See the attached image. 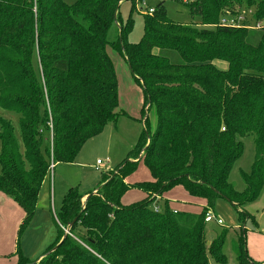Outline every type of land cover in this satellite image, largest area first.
<instances>
[{
	"label": "trees",
	"instance_id": "trees-1",
	"mask_svg": "<svg viewBox=\"0 0 264 264\" xmlns=\"http://www.w3.org/2000/svg\"><path fill=\"white\" fill-rule=\"evenodd\" d=\"M123 1L137 0H0V193L24 214L18 236L34 218L50 160L73 163L87 141L125 115L117 111L107 48L124 58L144 112L156 116V130L146 116L130 157L103 174L94 195L68 189L54 214L57 236L41 258L29 261L17 247L16 264H208L209 256L227 264L226 231L209 241L204 216L218 198L238 208L263 188L264 27L218 22L248 9L253 22L263 21L264 0H176L191 24L171 21L161 0L143 16L136 44L127 40L131 21L118 17ZM3 113L15 115L18 135ZM246 137L254 155L239 193L228 178ZM141 162L150 180L129 185ZM177 187L206 204L199 215L159 209ZM131 188L146 200L121 205ZM232 249L236 264H264L250 260L242 235Z\"/></svg>",
	"mask_w": 264,
	"mask_h": 264
},
{
	"label": "rangeland",
	"instance_id": "rangeland-1",
	"mask_svg": "<svg viewBox=\"0 0 264 264\" xmlns=\"http://www.w3.org/2000/svg\"><path fill=\"white\" fill-rule=\"evenodd\" d=\"M64 1L67 4H72L75 0ZM160 1L137 0L135 3L131 1L119 3V19L123 23L128 20L132 23L131 31L127 36L129 43L136 44L140 41L143 33V16L147 15L149 9L153 10ZM163 1L167 16L171 21L181 24L194 23L195 20L191 19L183 3L176 0ZM207 28L210 29L209 27ZM113 30L115 31V29ZM113 38L114 35L110 37V41ZM106 52L112 60L117 80V111L129 115L135 114L138 117V122L135 124L127 119H121L119 129H114L111 124L106 125L100 134L84 144L73 163L56 164L52 173L47 174L37 202V215L34 216L24 233L16 237L14 243L16 249L17 247L20 248L23 256L29 259V261L34 262L55 241L57 226L54 222V214L59 211L68 189L72 188L81 195L86 193L94 195L98 185L102 181L103 174L107 175L111 174V172L115 174L119 164L130 157V152L136 146H134L136 138H133L131 134L135 128H139L141 131L142 127L139 120L141 121V119L147 116L150 131L154 132L156 130L155 113L153 110L144 112L145 103L142 90L135 83L124 58L111 48H107ZM3 115L12 120L14 130L18 135L17 120H13L15 115L10 113H3ZM241 142L243 144V154L234 163L228 178V181L239 193L243 192L245 187L241 173L249 174L254 155L253 137L243 138ZM97 161L101 162V171L95 169ZM149 180V172L142 162L139 163L136 171L126 178V182L129 185ZM85 200L86 197L82 199L81 203L83 204ZM144 200H146V195L142 191L131 188L123 195L120 203L123 206H127ZM165 205H167L170 212H183L190 215H199L203 208L206 207L203 201L188 198L181 187L167 192L162 197V200L158 203V207L163 211L165 210ZM207 213H210L223 224L222 226H218L212 222L207 225V239L209 241L221 235L223 229L226 231L223 253L227 264H236L232 244L241 235L245 239L246 249L248 248L249 254L253 256L254 252H258L261 255V258L259 257L258 260H264V185L258 198L251 204L234 208L227 200L218 198ZM32 232H34L35 238L34 236L33 238L29 236ZM37 239H42L43 244L39 242L37 245ZM39 245H44L42 252L39 250ZM1 248H3L2 242H0V252L3 251V254H0V264L7 263L10 258H16V251L12 252L13 254L10 256L7 250H1ZM208 264H215L211 256L208 257Z\"/></svg>",
	"mask_w": 264,
	"mask_h": 264
},
{
	"label": "crops",
	"instance_id": "crops-1",
	"mask_svg": "<svg viewBox=\"0 0 264 264\" xmlns=\"http://www.w3.org/2000/svg\"><path fill=\"white\" fill-rule=\"evenodd\" d=\"M137 118L138 117H136L135 114L129 115L126 113L124 116L119 117L116 120V123H115V125H113V127H114V129H119L118 127H119V122L121 119H127L128 121L137 124V122H138ZM142 121H143V119H141V121L139 120V123L142 125L141 131H143L142 130L143 123H141ZM141 131L139 128H135L134 132H132V134H131L133 138H136L135 142H134V146L138 142V138H139ZM96 167H97V165L95 166V169H96ZM44 184H45V180L42 183V186L40 188L37 202L39 200V195H41L42 187L44 186ZM36 211H37V207H36ZM36 215H37V213L35 212L34 216H36ZM23 218H24V214H23L22 210L19 208V206L13 200L8 198L4 194L0 193V242H2V244H3V248H1V250H3V249L7 250V252L9 253L10 256H12V254H13L12 252L16 251V247L14 246V243H15L16 237L18 236L19 225L21 224ZM30 231H34V230H30ZM29 236L31 238H33V236H34V238H35L34 232L29 234ZM39 242L41 244H43L42 239H37V245L39 244ZM46 244H47V242H46ZM46 244H45V246H46ZM39 246H40L39 250H40V252H42L44 245H42V246L39 245ZM14 248H15V250H14ZM39 250H38V252H39ZM2 252H0V254H3ZM247 253H248V256H249L251 261L254 260V262H257V263H264V260H262V261L258 260L259 257L261 258L260 253L254 252V255H253L254 257H253L252 255L249 254L248 248H247ZM40 258H41V256H39L35 261H38ZM16 262H17V259L14 257V258H10L8 260V262L5 264H16Z\"/></svg>",
	"mask_w": 264,
	"mask_h": 264
},
{
	"label": "built area",
	"instance_id": "built-area-1",
	"mask_svg": "<svg viewBox=\"0 0 264 264\" xmlns=\"http://www.w3.org/2000/svg\"><path fill=\"white\" fill-rule=\"evenodd\" d=\"M153 10L149 9L147 11V14H152ZM253 10H240L235 13H227L226 15L222 16L218 22L219 27H226V28H240L245 26L250 29L259 30L262 27H264V20L263 21H256L253 22ZM251 22L247 24V22ZM97 167L96 170L100 171L102 169L101 162L97 161L96 163ZM54 168V165L52 161L50 160V167L49 171L52 173ZM155 212H158V208H155ZM204 222L207 224H210L214 222L218 226H222V222L220 220L215 219L214 216H212L210 213H206L204 216Z\"/></svg>",
	"mask_w": 264,
	"mask_h": 264
},
{
	"label": "water",
	"instance_id": "water-1",
	"mask_svg": "<svg viewBox=\"0 0 264 264\" xmlns=\"http://www.w3.org/2000/svg\"><path fill=\"white\" fill-rule=\"evenodd\" d=\"M87 198H88V197H86V199H87ZM65 234L68 235V231H65ZM54 249H55V248H54Z\"/></svg>",
	"mask_w": 264,
	"mask_h": 264
}]
</instances>
